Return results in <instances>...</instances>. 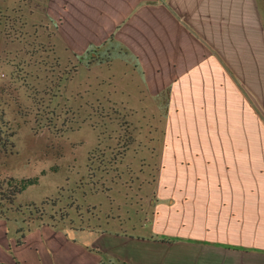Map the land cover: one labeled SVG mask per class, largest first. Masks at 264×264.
Wrapping results in <instances>:
<instances>
[{
	"label": "crops",
	"instance_id": "0c3cea01",
	"mask_svg": "<svg viewBox=\"0 0 264 264\" xmlns=\"http://www.w3.org/2000/svg\"><path fill=\"white\" fill-rule=\"evenodd\" d=\"M42 12L71 55L124 49L143 94L167 96L169 135L148 218L19 229L0 216V264H264V0H45Z\"/></svg>",
	"mask_w": 264,
	"mask_h": 264
},
{
	"label": "rangeland",
	"instance_id": "374dc122",
	"mask_svg": "<svg viewBox=\"0 0 264 264\" xmlns=\"http://www.w3.org/2000/svg\"><path fill=\"white\" fill-rule=\"evenodd\" d=\"M44 1L0 0V216L19 229L134 228L157 200L167 96L144 95L110 40L81 56L59 48ZM34 176L6 196L9 179Z\"/></svg>",
	"mask_w": 264,
	"mask_h": 264
},
{
	"label": "trees",
	"instance_id": "16d2710c",
	"mask_svg": "<svg viewBox=\"0 0 264 264\" xmlns=\"http://www.w3.org/2000/svg\"><path fill=\"white\" fill-rule=\"evenodd\" d=\"M37 182V177H27L21 178L17 181L13 179H9L10 189H8V193L6 196L11 200L15 195L21 193L26 187L35 184ZM19 230V229H18Z\"/></svg>",
	"mask_w": 264,
	"mask_h": 264
}]
</instances>
